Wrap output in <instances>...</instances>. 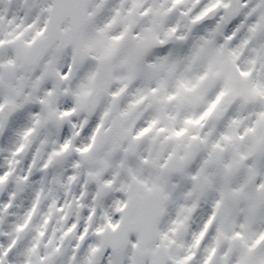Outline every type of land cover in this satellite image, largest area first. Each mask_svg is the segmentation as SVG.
<instances>
[{"label":"snow or ice","instance_id":"6c2138e0","mask_svg":"<svg viewBox=\"0 0 264 264\" xmlns=\"http://www.w3.org/2000/svg\"><path fill=\"white\" fill-rule=\"evenodd\" d=\"M0 264H264V0H0Z\"/></svg>","mask_w":264,"mask_h":264}]
</instances>
